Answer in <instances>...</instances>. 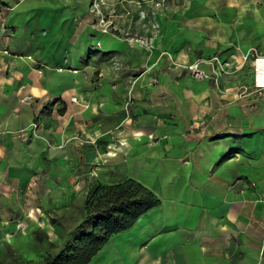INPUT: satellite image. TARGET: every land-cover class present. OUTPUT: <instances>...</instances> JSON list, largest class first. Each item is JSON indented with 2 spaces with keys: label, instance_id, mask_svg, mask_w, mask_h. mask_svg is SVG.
I'll return each mask as SVG.
<instances>
[{
  "label": "crops",
  "instance_id": "0c3cea01",
  "mask_svg": "<svg viewBox=\"0 0 264 264\" xmlns=\"http://www.w3.org/2000/svg\"><path fill=\"white\" fill-rule=\"evenodd\" d=\"M255 8L263 14L257 19L216 20V33L204 42V50L211 51L207 59L212 61L203 64L210 74L221 69L250 78V59L264 56V0ZM18 13L12 5H0V186L22 185L28 180L33 186L40 179L44 186L69 185L62 199L75 205L83 200L76 202L75 197L85 186L86 177L97 179V172L74 169L98 167L102 162L98 156L82 160L67 156L81 148L78 140L66 139L74 129L85 133V123H81L85 118L90 127L119 120V97L112 99L113 89L111 96L80 95V67L64 65L63 48L53 63L43 59L26 28L30 17ZM128 54L127 47L122 55L128 58ZM71 55L67 59L73 64ZM159 61L156 57L149 63L141 60L137 72L129 68L121 71L119 80L107 77L111 85H129L132 78L130 89L136 94L133 108L138 111L133 117L138 124L132 131L116 129L128 144L118 148L119 153L109 149L106 154L111 165L119 163L121 179L133 178L147 186L160 203L139 215L129 228L113 234L87 264H264V171L243 162L241 156L245 152L242 138L251 137L250 132H242V106L250 101L247 94H256L263 85L256 80L255 84L237 80L234 88L249 86V90L225 97V92L213 94V80H203L204 85L183 88L175 98L169 76L175 70L160 68L159 79L165 83L156 84ZM74 93L79 98L76 102L70 100ZM171 104L195 106L192 113L180 109L179 118L192 120L197 128H170L173 120L166 106ZM156 105L165 106L162 113L156 112ZM112 127L96 135L110 133ZM149 134L153 139L146 143ZM29 158L36 163L25 162ZM5 170L8 176L1 175ZM110 173L115 174V169ZM24 194L29 200L36 192ZM76 210L66 221L63 213L54 215L60 217L55 222L64 232V224L70 229L77 222Z\"/></svg>",
  "mask_w": 264,
  "mask_h": 264
},
{
  "label": "rangeland",
  "instance_id": "374dc122",
  "mask_svg": "<svg viewBox=\"0 0 264 264\" xmlns=\"http://www.w3.org/2000/svg\"><path fill=\"white\" fill-rule=\"evenodd\" d=\"M259 1L262 0H253L252 3L250 0H244V2L238 0H0V5L9 4L16 8L19 11L17 15L23 13L25 17H30L26 28L33 35L34 48L38 47V52H43V59L53 63L63 48L66 55L64 65L80 67V80L83 83L80 95L105 96L108 94L111 96L110 90L113 89L115 94H112V99H115V96L119 97L121 107L116 111L118 117L122 115L119 120H109L102 125L90 127L86 125L88 119L85 118L81 122L85 123V133L82 134V130L74 129L73 135L69 139L66 137L67 142L78 140L81 148L78 153L70 151L67 156H79L81 160L89 156L92 158L98 156L102 162L98 167L93 164L74 169L75 172L81 171V173L86 172L88 168L95 169L97 172V179H94L93 175L86 177L85 186L75 197L76 202H80L85 197L91 180L111 183L121 179L119 163L111 165V159L106 153L109 149L119 153L121 149L118 148L126 147L128 144L118 135L116 129L129 128L132 131L138 124L133 117L138 111L133 108L136 94L135 90L130 89L132 78L128 79L129 85L116 83L111 85L107 77L111 76L112 80H119L118 74L121 71L129 68V71L137 72L141 60L149 63L156 57V60L160 58L156 65V84L164 85L165 83L159 79L160 68L175 70L169 75L172 79L170 82L175 87L172 91L175 98L180 97L181 91H184L183 88L197 84L204 85L203 80H213L214 95L225 92L226 97L232 92H240L243 89L248 91L249 86H241L238 90L233 87V84L237 80L247 82L251 80L255 84V80L257 81V72L254 79L255 68L257 67L253 62L257 55L252 56L251 64L247 66L249 79H245L243 74L237 72H223L220 66L218 72L212 71L214 75L212 79V74L203 65L207 64V60L210 61L207 58L211 52L204 50V42L208 35L213 36L212 33H216L218 19L230 21L237 17L257 19L263 15L258 14L255 8ZM251 12L254 13L251 14ZM22 30L19 32L23 33ZM127 47L128 58L122 55ZM68 54H73L71 55L74 57L73 64L68 62ZM260 57L264 58V56ZM213 60L217 61V56H213ZM165 64L167 68L164 67ZM193 68L199 70L196 71ZM259 87L256 94L255 92L247 94L250 96V101L242 106L244 109L242 132H250L251 137L242 138L245 152H242L241 156L243 162L255 164L257 169L263 172L264 86ZM76 95L74 93L70 97L72 102L77 101ZM82 106L86 105L82 104ZM164 107V105H156V112L162 113L161 109ZM194 107L173 104L166 106L167 113L172 115L170 119L173 120L170 128L196 129L197 125L192 120L183 122L179 118L180 109H186L192 113ZM211 107L214 108L213 105ZM244 116H247L248 120ZM110 125H113L112 132L96 135ZM32 126L35 127L36 124ZM156 127L159 128L157 121ZM134 138L139 140L136 136ZM152 139L153 135L149 134L146 143H150ZM109 141L112 144H109ZM114 157L119 159V156ZM26 161L31 165L36 163V160L30 161V158ZM114 169L116 173L111 174L110 172ZM1 175L8 176L9 172L5 170ZM40 180H37L36 184L33 183V186L29 184V180L22 185L0 186V255L8 247H13L23 262L41 259L46 251V244L34 238L33 228L40 226L51 241L58 243L64 231L60 224L52 221L51 217L63 213L66 221V219L70 220L71 214H76L77 207L62 199V194H65L66 189L69 190V185L44 186L39 183ZM26 192H30L31 195L36 192V194L28 200V196L25 197L24 194Z\"/></svg>",
  "mask_w": 264,
  "mask_h": 264
},
{
  "label": "trees",
  "instance_id": "16d2710c",
  "mask_svg": "<svg viewBox=\"0 0 264 264\" xmlns=\"http://www.w3.org/2000/svg\"><path fill=\"white\" fill-rule=\"evenodd\" d=\"M159 203L151 189L133 178L111 183L92 181L83 200L75 204L77 222L70 229L63 225L65 232L59 243L49 240L45 230L35 226L34 238L46 244L41 259L23 262L16 249L8 247L0 255V264H87L113 234L129 228L139 215ZM51 218L53 222L60 220L58 216Z\"/></svg>",
  "mask_w": 264,
  "mask_h": 264
},
{
  "label": "bare ground",
  "instance_id": "6f19581e",
  "mask_svg": "<svg viewBox=\"0 0 264 264\" xmlns=\"http://www.w3.org/2000/svg\"><path fill=\"white\" fill-rule=\"evenodd\" d=\"M254 65L257 67V83L264 86V58L258 57L254 61ZM255 78V77H254Z\"/></svg>",
  "mask_w": 264,
  "mask_h": 264
},
{
  "label": "built area",
  "instance_id": "2783aa9c",
  "mask_svg": "<svg viewBox=\"0 0 264 264\" xmlns=\"http://www.w3.org/2000/svg\"><path fill=\"white\" fill-rule=\"evenodd\" d=\"M256 58H257V57H256ZM193 69L196 70V71L199 70V69H197V68H193ZM73 99H74V98H73ZM33 125H35V124L33 123Z\"/></svg>",
  "mask_w": 264,
  "mask_h": 264
},
{
  "label": "water",
  "instance_id": "95a60500",
  "mask_svg": "<svg viewBox=\"0 0 264 264\" xmlns=\"http://www.w3.org/2000/svg\"><path fill=\"white\" fill-rule=\"evenodd\" d=\"M256 59V58H255ZM255 79H256V68H255Z\"/></svg>",
  "mask_w": 264,
  "mask_h": 264
}]
</instances>
